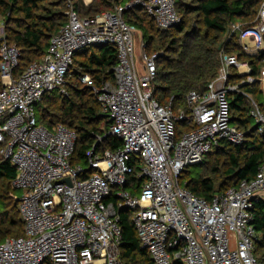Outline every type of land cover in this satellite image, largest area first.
I'll return each instance as SVG.
<instances>
[{
	"label": "built area",
	"instance_id": "2783aa9c",
	"mask_svg": "<svg viewBox=\"0 0 264 264\" xmlns=\"http://www.w3.org/2000/svg\"><path fill=\"white\" fill-rule=\"evenodd\" d=\"M63 2L65 24L51 36L45 54L18 76L21 51L1 37L0 154L16 167L12 186L21 191L24 235L0 242V264H126L119 249L120 208L132 211L141 246L154 264H264L255 255L262 233L253 212L254 198L264 199V163L254 177L210 200L180 183L187 167L202 163L224 142L248 139L249 129L232 122V93L245 97L248 114L264 133V67L254 74L247 60L228 51L234 39L248 54L264 52V1L252 21L230 23L216 76L204 90L188 91V112L178 114L172 98L161 104L154 96L163 52H148L143 39L137 57V28L124 18L126 9L141 5L159 28L175 27L181 22L176 0H131L92 17L82 16L75 0ZM105 44L118 51L113 79L97 86L89 74L77 78L92 89L110 120L104 136L115 135L122 145L98 153L94 146L89 172L71 162L75 129L61 122L47 127L36 106L48 93L68 95L77 85L70 71L76 53ZM254 84L262 101L246 88ZM178 121L193 128L177 135ZM136 163L142 179L133 193L128 184Z\"/></svg>",
	"mask_w": 264,
	"mask_h": 264
},
{
	"label": "trees",
	"instance_id": "16d2710c",
	"mask_svg": "<svg viewBox=\"0 0 264 264\" xmlns=\"http://www.w3.org/2000/svg\"><path fill=\"white\" fill-rule=\"evenodd\" d=\"M129 1L131 0H92L85 5L82 0H75V7L82 16L92 17L112 9L116 4L125 5ZM263 1L176 0L181 22L169 29L159 28L141 5L126 9L124 18L142 31L147 51L151 49V52H163L157 60V76L153 81L155 98L161 104H166L172 98L174 110L178 106L188 112V91L204 90L217 74L220 65L219 46L225 45L230 23L252 21ZM179 6L183 8V14ZM65 8L63 0H0V20L5 22V39L17 45L21 51L15 76L20 75L29 63L39 60L45 54L51 36L66 22ZM189 15L197 18V25L187 24ZM2 40L0 37V45ZM155 42L157 45L153 49ZM228 51L235 53L241 60H247L254 74H258L264 67V52L248 54L234 39L228 45ZM117 62L118 51L110 44L92 46L76 53L70 71L71 78H75L77 85L69 88L68 95L48 93L37 107L38 120L47 127L51 128L61 122L75 129L77 140L71 162L73 165H81L89 172L91 168L88 152L94 146L96 153L107 148L116 150L121 147L122 141L115 135L104 136L109 130L110 120L101 114L92 89L82 85L77 77L89 74L94 83L100 86L105 80L113 79ZM74 64L77 67L72 69ZM238 79L236 70H233L232 81ZM2 86L0 70V89ZM246 88L262 101V91L258 84ZM230 103L232 122L239 128L249 129L246 142L240 145L224 142L200 163L203 167L201 173L184 183L182 176L189 173L188 167L180 175L183 186L207 200L243 179L254 177L259 166L264 163V133L257 131L254 120L248 114L245 97L232 93ZM182 124L184 130L193 128L187 121H182ZM99 137H102L100 141ZM140 168V164L136 163L129 177L128 187L133 193L138 191L136 185L142 179L138 177ZM15 175L16 167L0 154V242L6 237L24 235L19 195L12 186ZM110 198L115 200V193ZM253 204L254 224L262 233L255 245V255L264 262V199L254 198ZM117 213L122 228L119 246L121 259L126 264H154L141 246L133 224L132 211L120 208Z\"/></svg>",
	"mask_w": 264,
	"mask_h": 264
},
{
	"label": "rangeland",
	"instance_id": "374dc122",
	"mask_svg": "<svg viewBox=\"0 0 264 264\" xmlns=\"http://www.w3.org/2000/svg\"><path fill=\"white\" fill-rule=\"evenodd\" d=\"M179 10L181 11V13H182V11H183V8L181 9V7L179 6ZM183 14V13H182ZM153 22V21H152ZM191 23H193V24H195V25H197L198 24V22H197V18H195V16H188V18H187V24H191ZM153 25L155 26V29H157L156 28V25L154 24V22H153ZM159 32H160V30H159ZM6 33H5V22H3V20H0V37H2V35H5ZM143 43V33H142V31L141 30H138L137 29V32H136V40H135V47H136V56L138 57V55H139V53H140V51L142 50V44ZM156 42L155 43H153V46H152V48L153 49H155V47H156ZM148 48H150V47H148ZM148 52H151V49H148ZM75 67H77V65H73V67H72V69H75ZM2 77V76H1ZM75 78L74 77H72L71 78V80H74ZM262 100V99H261ZM41 105V103H39L37 106H36V108L37 107H39ZM55 110V109H54ZM182 111V108H178V106H176V108H175V110H174V113L175 114H178V113H180ZM100 125H102L103 126V124H100ZM176 127H177V135H180L181 133H182V131L184 130V126H183V124H182V122L181 121H178L177 123H176ZM0 146H1V144H0ZM188 170H189V173L187 174V175H183L182 176V183H184L185 181H187L190 177H194V176H196L197 174H199V173H201L202 171H203V167H202V165H200V164H196V165H191L190 167H188ZM15 193L17 194V195H19L20 196V194H21V191H20V189H16L15 190Z\"/></svg>",
	"mask_w": 264,
	"mask_h": 264
},
{
	"label": "water",
	"instance_id": "95a60500",
	"mask_svg": "<svg viewBox=\"0 0 264 264\" xmlns=\"http://www.w3.org/2000/svg\"><path fill=\"white\" fill-rule=\"evenodd\" d=\"M221 46H222V45L219 46V49H221ZM257 125H258V124H257ZM257 125H256V127H257ZM63 181H67L68 183H70V179H69V178H65V179H63Z\"/></svg>",
	"mask_w": 264,
	"mask_h": 264
},
{
	"label": "crops",
	"instance_id": "0c3cea01",
	"mask_svg": "<svg viewBox=\"0 0 264 264\" xmlns=\"http://www.w3.org/2000/svg\"><path fill=\"white\" fill-rule=\"evenodd\" d=\"M85 5L89 4L92 0H82Z\"/></svg>",
	"mask_w": 264,
	"mask_h": 264
}]
</instances>
